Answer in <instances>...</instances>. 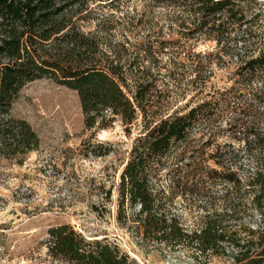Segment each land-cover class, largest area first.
<instances>
[{
	"label": "trees",
	"instance_id": "1",
	"mask_svg": "<svg viewBox=\"0 0 264 264\" xmlns=\"http://www.w3.org/2000/svg\"><path fill=\"white\" fill-rule=\"evenodd\" d=\"M252 1L170 0L181 7L189 2L187 10H173V23L187 28L188 37L212 40L218 47L213 54L236 59L225 92L207 91L208 99L173 108L154 58L177 47L173 40L141 41L133 53L121 45L119 55L83 28L84 10H71L84 0H0V159L37 147L35 131L12 114V104L26 83L51 79L77 92L85 128L115 121L127 134L135 128L116 186V219L137 243L189 248L202 256L230 253L235 264H264V33L253 30L261 11L251 13ZM206 81L200 74L191 79L196 86ZM218 108L231 114L223 130L243 134V147L225 143L205 156L210 137L221 130ZM199 130L208 137L195 144ZM111 149L106 144L93 152L108 155ZM208 159L214 167L206 166ZM212 183L222 186L219 196ZM178 193L205 201L199 206L205 213L190 228L174 209ZM246 217L249 225L237 224ZM44 246L61 264H137L115 241L88 237L69 223L49 227Z\"/></svg>",
	"mask_w": 264,
	"mask_h": 264
},
{
	"label": "rangeland",
	"instance_id": "2",
	"mask_svg": "<svg viewBox=\"0 0 264 264\" xmlns=\"http://www.w3.org/2000/svg\"><path fill=\"white\" fill-rule=\"evenodd\" d=\"M172 3L170 0H84L80 8L71 10H84L83 28L99 38L103 46L110 43L117 47V54L124 53L121 45L133 53L141 41L173 40L178 48L166 47L154 58L158 61L163 88L172 92L171 107L187 108L208 99L207 91L225 92L233 84L236 59L231 54H213L218 47L212 40L188 37L187 28L173 23L177 14L173 10H187L189 2L186 8L178 6L181 2ZM263 3L264 0L248 2L252 4L249 9L252 14L261 11L253 24V30L259 34L264 33ZM208 53L211 55L203 57ZM168 58L177 62V69L172 61L168 63ZM199 74L207 80L206 85L196 86L191 82ZM244 91L243 97H249ZM218 109L221 116L216 124L221 130L210 137L212 143L206 147L205 156L225 143L231 149L243 147V134L223 130L231 114ZM263 109L264 105L260 104L259 111ZM12 114L30 124L39 143L22 157L0 159V264H61L46 254L44 246L47 229L61 223H69L88 237L115 241L137 264H235L230 253L202 256L189 248L141 246L120 226L116 219V186L136 135L134 127L130 134L119 121L107 128H85L77 92L48 78L26 83L12 104ZM200 132L193 134L195 144L208 137V133L200 136ZM106 144L112 148L108 155L94 154L93 150L103 152ZM243 163L251 165L247 160ZM205 164L215 166L212 159ZM211 189L218 196L223 192L218 184L212 183ZM173 204L188 228L205 213L199 207L205 205L203 198L178 193ZM249 221L246 217L237 224L249 225Z\"/></svg>",
	"mask_w": 264,
	"mask_h": 264
}]
</instances>
